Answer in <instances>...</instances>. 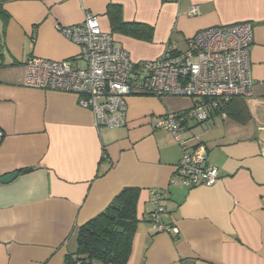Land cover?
<instances>
[{"label": "crops", "instance_id": "1", "mask_svg": "<svg viewBox=\"0 0 264 264\" xmlns=\"http://www.w3.org/2000/svg\"><path fill=\"white\" fill-rule=\"evenodd\" d=\"M110 3L125 21L153 28L151 40L114 34L133 61L156 59L168 46L185 50L205 28L251 23L248 112L243 120L219 117L200 135L207 162L219 168L214 185L174 184L181 147L154 126L192 99L133 94L127 124L99 130L77 94L21 84L31 56L84 67L79 46L57 25L91 13L112 32ZM0 129V177L19 172L0 182V264H66L79 227L126 187L140 189L127 264H264V0H0ZM154 191L164 195L162 220L177 234L153 228Z\"/></svg>", "mask_w": 264, "mask_h": 264}, {"label": "built area", "instance_id": "2", "mask_svg": "<svg viewBox=\"0 0 264 264\" xmlns=\"http://www.w3.org/2000/svg\"><path fill=\"white\" fill-rule=\"evenodd\" d=\"M198 12L194 5L189 14ZM57 28L79 46L85 66L31 56L24 64L22 85L77 94L79 104L92 111L99 130L127 124V98L133 94L188 97L193 100L189 108L167 112L154 124L171 132L181 147L182 156L172 182L192 188L212 186L219 180V168L207 162L206 145L200 136L186 135L191 128L188 122L192 120L205 130L210 129L217 118L228 116L223 106L232 98L253 95L251 23L202 29L188 39L185 50L168 46L158 58L141 61H133L129 52L116 44L114 33L104 31L98 17L91 13L79 24ZM3 138L0 129V142ZM153 195V228L177 234V227L162 220L166 210L161 203L164 195L159 191Z\"/></svg>", "mask_w": 264, "mask_h": 264}, {"label": "trees", "instance_id": "3", "mask_svg": "<svg viewBox=\"0 0 264 264\" xmlns=\"http://www.w3.org/2000/svg\"><path fill=\"white\" fill-rule=\"evenodd\" d=\"M107 15L114 34L122 33L144 40L152 39L153 28L146 24L125 21L120 5L110 3ZM223 110L235 118L240 115L242 120L248 112L243 97L232 98L223 106ZM206 149L208 153L207 146ZM31 170L32 168H26L21 171ZM139 195L140 189L137 187L122 189L105 210L81 225L77 233V251L67 256L66 264H127L139 222L137 216Z\"/></svg>", "mask_w": 264, "mask_h": 264}, {"label": "rangeland", "instance_id": "4", "mask_svg": "<svg viewBox=\"0 0 264 264\" xmlns=\"http://www.w3.org/2000/svg\"><path fill=\"white\" fill-rule=\"evenodd\" d=\"M156 97V96H155ZM171 97H176V98H188V97H185V96H171ZM174 110H170L168 112H173ZM190 125L194 126V127H191L190 130L187 131V136H194V135H197V136H200L201 134H203L205 132V127L202 125V124H197L192 121V120H189ZM114 128V127H113ZM196 128V130H195Z\"/></svg>", "mask_w": 264, "mask_h": 264}, {"label": "water", "instance_id": "5", "mask_svg": "<svg viewBox=\"0 0 264 264\" xmlns=\"http://www.w3.org/2000/svg\"><path fill=\"white\" fill-rule=\"evenodd\" d=\"M18 175H19L18 171L17 172H13V173H9L7 175H4V176L0 177V182L1 183H8V182L14 180Z\"/></svg>", "mask_w": 264, "mask_h": 264}]
</instances>
